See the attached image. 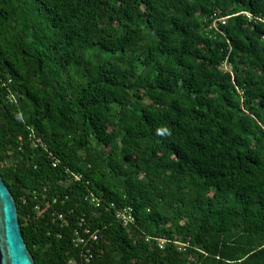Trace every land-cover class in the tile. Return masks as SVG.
Listing matches in <instances>:
<instances>
[{
	"label": "trees",
	"instance_id": "16d2710c",
	"mask_svg": "<svg viewBox=\"0 0 264 264\" xmlns=\"http://www.w3.org/2000/svg\"><path fill=\"white\" fill-rule=\"evenodd\" d=\"M0 174L36 264H264V0H0Z\"/></svg>",
	"mask_w": 264,
	"mask_h": 264
},
{
	"label": "built area",
	"instance_id": "2783aa9c",
	"mask_svg": "<svg viewBox=\"0 0 264 264\" xmlns=\"http://www.w3.org/2000/svg\"><path fill=\"white\" fill-rule=\"evenodd\" d=\"M246 17L249 20H252L253 17L245 13ZM217 17V15L215 16ZM221 23L223 25H226L228 22V18H217L216 22L214 23V27L217 26V23ZM33 140V143L35 145L41 144V140H37L36 142L34 141V138L31 137ZM58 165V162L54 164L56 167ZM83 180L82 175H77L73 173L72 171H67L66 172V182L62 181L61 184L64 185L65 187H70L74 186L77 183L81 182ZM86 201L93 207L95 211H97L95 214L100 215L102 213H107L110 212L111 210H114L117 219L124 225L128 226L133 224L136 221V218L134 216V212L131 208H118L116 207L115 204H109L103 199H100L97 197L94 193H88L86 197ZM56 203V202H55ZM58 219L62 221L63 225H68L67 220H65L64 216L59 214ZM79 223V228H77L74 232L73 236V244L74 247L77 249H84L86 252L81 254V260L82 264H93L94 260V247L98 245L99 243V232L98 231H93L92 228L87 224V221L85 218H81ZM166 241L162 240L159 242L160 249H164L166 245ZM190 244H182L180 251L186 250V248L189 247ZM71 264H77L76 261H71Z\"/></svg>",
	"mask_w": 264,
	"mask_h": 264
},
{
	"label": "water",
	"instance_id": "95a60500",
	"mask_svg": "<svg viewBox=\"0 0 264 264\" xmlns=\"http://www.w3.org/2000/svg\"><path fill=\"white\" fill-rule=\"evenodd\" d=\"M0 264H36L23 236L16 200L1 174Z\"/></svg>",
	"mask_w": 264,
	"mask_h": 264
}]
</instances>
